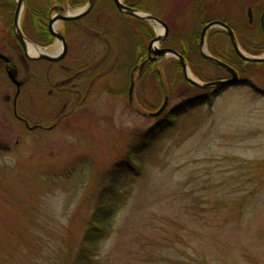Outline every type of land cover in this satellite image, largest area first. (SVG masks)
Returning <instances> with one entry per match:
<instances>
[{"label": "rangeland", "instance_id": "1", "mask_svg": "<svg viewBox=\"0 0 264 264\" xmlns=\"http://www.w3.org/2000/svg\"><path fill=\"white\" fill-rule=\"evenodd\" d=\"M63 1L70 15L89 0ZM145 1L149 11H140L164 21L167 36L189 32L199 15L247 26L249 10L256 20L264 9V0ZM50 2L26 0L25 8L49 12ZM2 9L0 49L22 79L20 52L3 45L16 43V0ZM149 25L154 38L164 34L162 26ZM62 28L70 46L64 64L86 63L88 74L83 96H49L51 86L34 80L22 89L19 116L43 130L29 132L16 119V87L0 64V146L8 147H0V264H75L106 189L121 190L126 201L87 251L95 264H264V65L249 84L206 98L160 141L141 148L158 117L146 115L139 102L153 107L163 100L137 72L130 101L134 47L143 41L136 22L112 0H96L88 16L59 23ZM24 33L33 38V31ZM213 44L226 45L214 38ZM33 69L43 72L41 65ZM187 94L169 109L192 97Z\"/></svg>", "mask_w": 264, "mask_h": 264}, {"label": "trees", "instance_id": "2", "mask_svg": "<svg viewBox=\"0 0 264 264\" xmlns=\"http://www.w3.org/2000/svg\"><path fill=\"white\" fill-rule=\"evenodd\" d=\"M52 3V0H50ZM113 1V0H112ZM145 0H124V3L132 8L139 10L149 9L145 6ZM49 3V4H50ZM0 8L10 6L14 8L15 0H0ZM6 11V10H5ZM264 12L259 10L256 20L250 23L248 17V25L241 24V27H236L231 24L229 20L224 18L207 19L201 15L197 16L195 21V27L189 32H185L183 35H170L164 40L162 47L178 49L181 55L185 58L188 68L193 77L198 79L202 83H213L219 81H228L231 79V75L225 69L205 60L200 53V37L203 28L210 22L221 21L229 25L235 33L237 42L241 50L247 55L259 57L264 55V33L261 27V17ZM0 13L4 14V10H0ZM8 13V10H7ZM48 10L43 8H30L24 9L22 17V29L23 31H33V42L38 43V37L40 35L49 36L48 34ZM12 16V15H11ZM126 17V16H124ZM127 19L136 22L137 27L140 29L143 41L137 44L134 48V60L133 69L138 66L139 62L144 61L147 55L145 45L151 42L155 33L152 27L146 21L126 17ZM208 51L209 53L232 67L241 80V84L246 85L250 82L249 79L257 72L264 63H250L241 59L235 52L228 34L221 29H212L208 32ZM213 38L224 41L226 45L222 47H216V43L213 44ZM50 43V42H49ZM172 69V71H170ZM132 73V72H131ZM140 77V82L150 78L154 82L156 93L162 98V103L158 102L153 107H148L143 102H139L140 107L146 112H157L161 109L166 99H168V106L164 113L156 118L157 122L151 132L143 137L142 143L139 145L141 148H149L160 141L168 132H170L176 124L185 118L189 113L196 108L204 104L206 98H211L218 92L225 90L226 86H215L209 89H203L190 84L183 74V69L179 61L175 59H168L156 62H149L143 69ZM182 85L186 92H177L178 86ZM191 92L192 97L185 99L179 105L169 109L171 101L180 98H186L190 96L187 93ZM145 151L141 150V153ZM133 156V155H131ZM137 165L143 162V155L139 154L133 156ZM126 193H122L121 190L103 191L96 204V210L93 214L90 226L86 232L83 250L77 256L75 264H95V260L87 256V251L93 252L95 245L109 232L111 228V221L114 218L118 209L125 204ZM85 248V249H84ZM91 254V253H88ZM85 256V257H84Z\"/></svg>", "mask_w": 264, "mask_h": 264}, {"label": "water", "instance_id": "3", "mask_svg": "<svg viewBox=\"0 0 264 264\" xmlns=\"http://www.w3.org/2000/svg\"><path fill=\"white\" fill-rule=\"evenodd\" d=\"M25 3H26V0H16V10L14 13V20H13V31H14V34H15L17 41L25 50H27L29 45H32V46L36 47L37 49H40L37 45L33 44L25 36V34L21 28V18H22V14L24 11ZM95 3H96V0H89L88 4L81 10L74 11L70 15H63V16L59 15L56 17L53 16L50 19L49 31H50L51 35L53 37L54 36L57 37L58 39H60L61 41L64 42L63 50L57 55V57L54 58V57L48 56L47 54H43L42 52H40L36 56H30L29 54H27L28 57L30 59H34V60H38L39 58H44V59L56 61V62L63 60L66 57V55L68 54V47L65 43L64 37L61 34L56 33V31L54 29V24L58 21H66V22L76 21V20H80V19L86 17L92 11ZM113 3H114L116 9L119 11L120 14L127 16V17H132L135 19L143 20V21H146L148 23H156L165 29V32L163 35H157V37L150 42V44L148 46L146 59L139 66L135 67L132 71V76H131L132 81H131L130 90H129L130 101H132L135 83H136L135 73L138 72V74L140 76L147 63L161 61L162 59H164L166 57L175 58L180 62L182 69H183L184 77L186 78V80L190 84H192L194 86H197V87H200L203 89H209V88H212L215 86H220V85L226 86V87H233V86L241 85L242 82L238 76V73L232 67H230L229 65H227L223 61L213 57L209 53V51L207 49V45H206V38H207L208 32L212 29H221V30H224L228 34L235 52L237 53V55L241 59H243L247 62H250V63H264V55L259 56V57H254V56L247 55L246 53H244L241 50V48L237 42L235 33L229 25H227L226 23L221 22V21H213V22L208 23L202 30L201 37H200V53H201V56L203 59H205V60L225 69L226 71H228L231 75V79L228 81H219V82H213V83H200L192 77V74L188 68L187 62H186L185 58L183 57V55H181L178 51H176L174 49L162 48V44H163L164 40L166 39L168 32H169L168 25L164 21H162L161 19L154 17L150 14L143 13V12H141L135 8L127 6L124 3V0H113ZM249 19H250V21H252V14H251L250 10H249ZM261 27H262V31L264 33V13H263L262 18H261ZM4 59L7 63L10 62V60L8 58L4 57ZM8 77L12 81V83H14L16 85V87L18 88V93H17V96H18L20 94V89H21L22 84L17 81L16 74L14 71H9ZM167 106H168V99L165 100L163 106L161 107V109L159 111H157L155 113H148L146 115H148L151 118L159 117L166 110Z\"/></svg>", "mask_w": 264, "mask_h": 264}, {"label": "flooded vegetation", "instance_id": "4", "mask_svg": "<svg viewBox=\"0 0 264 264\" xmlns=\"http://www.w3.org/2000/svg\"><path fill=\"white\" fill-rule=\"evenodd\" d=\"M65 2L63 0H54V4L52 5L49 13H48V34L49 36H43L40 35L38 37V43L33 42L29 37L28 39L37 45L43 54H47L48 56L51 57H57V55L60 53L58 51L57 46L59 45L61 47L60 50H63L64 47V42L58 39L57 37H53L49 31V21L50 19L54 16H59V15H66V7H65ZM85 18V17H84ZM83 19V18H82ZM80 19V20H82ZM80 20L76 21H58L54 24V29L56 33L61 34L64 37L65 43L68 47V54H69V35L68 33L65 32V28L58 29V24L59 23H72V22H78ZM15 37V36H14ZM16 40V38H15ZM50 42V43H49ZM3 45L5 47H13L17 48L18 51L20 52V61H21V66L23 69V73L25 74L24 78L19 79L21 72L18 69H15L13 61L6 57L1 49H0V64L3 65V70L8 76L9 71H14L16 74V79L18 82L22 84L20 93L24 87H26L30 81L34 80L37 84V87H41L42 85L45 86H51V89L48 92L49 96L57 97L59 94H65V95H77V96H83V87H84V78L87 76V69L88 65L86 63H71V64H64V61L67 59L68 54L66 57L61 60V61H51L47 60L44 58H39L38 60L30 59L28 57V48L25 50L19 42L16 40V43H11L10 40H4ZM4 57L8 58L10 60L9 63H7L4 59ZM11 65L14 67L11 68ZM34 65H41L43 66V72L42 73H37L34 69ZM64 76V79L61 83H54L55 79L58 78V76ZM9 78V77H8ZM10 80V79H9ZM15 87L16 85L13 84ZM18 93V88L16 87V94L13 98V108H14V115L16 119L21 123L24 124L25 128L29 132H34L36 130H43L42 126L35 125V126H30L29 121L24 118L19 116L17 112V101L20 96V94L17 96ZM12 99L10 96L5 97L6 102H10ZM51 130V129H47ZM1 148L8 149L7 146H0Z\"/></svg>", "mask_w": 264, "mask_h": 264}, {"label": "bare ground", "instance_id": "5", "mask_svg": "<svg viewBox=\"0 0 264 264\" xmlns=\"http://www.w3.org/2000/svg\"><path fill=\"white\" fill-rule=\"evenodd\" d=\"M58 51H60L61 47L58 45L57 46ZM41 52V50L37 49L36 47L29 45L28 46V54L30 56H36Z\"/></svg>", "mask_w": 264, "mask_h": 264}]
</instances>
